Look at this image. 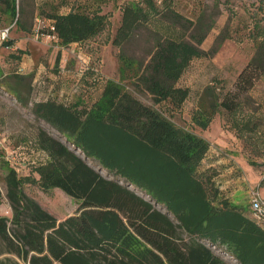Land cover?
I'll return each instance as SVG.
<instances>
[{"label": "trees", "instance_id": "16d2710c", "mask_svg": "<svg viewBox=\"0 0 264 264\" xmlns=\"http://www.w3.org/2000/svg\"><path fill=\"white\" fill-rule=\"evenodd\" d=\"M218 5L199 10L190 20L176 10L174 0L126 2L111 44L119 60L134 67L131 89L106 81L90 103L69 104L53 94L33 103L32 114L73 149L38 129L31 144L46 159L33 163L24 176L10 160L15 156L8 154L6 138L0 169L11 217L0 216V264H226L210 247L223 248L238 264H264V221L250 218L249 205L233 204L217 180L220 172L204 166L210 143L173 121L189 97V89L178 84L190 63L215 55L225 41L241 35L228 24L209 51L201 49L220 15ZM252 6L239 42L250 41L253 54L233 91L223 93L216 85L204 89L194 123L206 129L217 110L224 111L243 142L248 164L256 166L253 158L264 157V116L243 109L247 94L264 76V9L261 1ZM0 15L17 32L32 35L36 2L0 0ZM232 17L229 11V22ZM46 19L47 35L62 48L89 42L109 26L99 9L53 12ZM139 37L147 45L145 59L135 60L125 47ZM7 38L0 40L4 48L15 42ZM21 52L9 56L18 60ZM32 77L0 73V87L26 106ZM140 94H147L151 104L142 102ZM87 162L126 185L103 177ZM25 186L43 193L60 190L78 207L59 220L28 196Z\"/></svg>", "mask_w": 264, "mask_h": 264}, {"label": "rangeland", "instance_id": "374dc122", "mask_svg": "<svg viewBox=\"0 0 264 264\" xmlns=\"http://www.w3.org/2000/svg\"><path fill=\"white\" fill-rule=\"evenodd\" d=\"M128 1L130 0H35L38 16L32 35L17 32L15 26L7 25L0 15V31L9 29L7 39L20 40L18 42L24 48L21 53L16 54L19 57L18 60H13L6 53H0V73L32 74L33 76L30 83L32 92L26 106H22L14 96L0 87V129L9 141V151L15 148L13 154L15 157L10 160L20 168L19 175H28L36 164L43 163L46 159L45 155L36 151L31 144L38 129L44 130L68 148L73 149L55 128L32 114L34 102L43 101L48 94H53L61 95V98L67 99L69 104L90 103L97 97L98 89L106 81H115L131 89V74L134 67L121 62L119 50L111 44V39L119 26L120 8ZM260 1L264 9V0H174L176 10L190 20L195 19L199 10L204 8L208 10L213 5L219 4L220 15L201 45L203 51L207 52L211 49L216 37L228 24L233 34H241L234 36L233 40L225 41L215 55L194 59L190 63L178 84L189 89V97L180 111L173 115V121L210 143L215 154L209 160L217 162L214 164V169L220 172L217 180L220 181L221 186L224 183L225 189L230 192L238 189L239 192L234 194L233 199L245 206H248L247 202L252 191H257L264 201V157L253 158L256 166L248 164L247 153L243 142L236 137L232 119L221 109L217 110L206 129L196 125L194 119L202 110V94L207 86L216 85L223 93L233 91L237 75L253 54L252 43L246 39L239 42V39L243 37L249 25V13L255 10L251 5H258ZM71 9L78 12L99 9L101 14L108 16L109 26L95 39L82 45L71 44L67 47H59L56 41L46 33L50 23L46 15L53 12L62 14ZM229 11L233 13L230 22ZM145 47H147L146 43L142 37H139L125 47V53L135 60L145 59ZM22 54L26 55L23 59L27 67L19 71L18 62ZM57 55H59V61H56ZM91 68L100 84L93 81V75L90 74ZM50 87L53 88L48 92ZM25 94L26 89H23V95ZM136 96L142 102L151 104V98L147 94ZM247 97L248 104L243 109L244 113L255 110L257 116H264V76L247 94ZM205 100L206 104L210 101L207 97ZM2 161L0 157V166ZM87 163L99 171L103 177L126 185L124 181L101 170L95 163ZM129 189L144 197L143 193L137 192L133 187ZM24 191L59 220L73 215L78 207L77 201L60 190H57L60 193H43L35 186H25ZM5 194L0 169V216L11 217V209ZM156 208L164 212L161 206ZM247 214L253 217L249 208H247ZM210 248L226 264H238L224 252L223 248Z\"/></svg>", "mask_w": 264, "mask_h": 264}, {"label": "built area", "instance_id": "2783aa9c", "mask_svg": "<svg viewBox=\"0 0 264 264\" xmlns=\"http://www.w3.org/2000/svg\"><path fill=\"white\" fill-rule=\"evenodd\" d=\"M9 29H4L0 31V40H4L8 37ZM52 39H54L52 37ZM6 137L0 129V148H5ZM8 154L14 156V151H9ZM13 159V158H10ZM252 216L258 221H264V201L260 198L257 191H252L249 196L248 202Z\"/></svg>", "mask_w": 264, "mask_h": 264}, {"label": "crops", "instance_id": "0c3cea01", "mask_svg": "<svg viewBox=\"0 0 264 264\" xmlns=\"http://www.w3.org/2000/svg\"><path fill=\"white\" fill-rule=\"evenodd\" d=\"M64 14H66V13H64ZM18 41H20V40H17V41H15L14 42V45H12L10 48H4V47H2L1 46V41H0V53H2V54H15L16 53V51H23L24 50V48L19 44V42ZM26 55L25 54H22V58L20 59V62H18V65H19V71L21 70V69H25V67H27V64L24 62V59H23V57H25ZM17 63V62H16ZM56 84V83H55ZM51 88H53V87H50L49 89H48V92L50 91V90H52ZM59 97H61V95H59ZM213 154H215V151H213L212 150V147H210V150H209V152H208V154H207V156H206V159L204 160V162H203V164H204V166L206 167V168H208V167H214V164L215 163H217L215 160L214 161H210L209 160V158L211 157V156H214ZM220 177V176H219ZM226 187L224 186V183H223V185L221 186V189H223V190H226L225 189ZM228 191V190H227ZM239 192V190L238 189H236V190H233V191H228V193H229V198H230V200L232 201V203L233 204H235V205H239V206H245V205H243L242 203H240L239 201H234V199H233V197H234V194H236V193H238ZM248 203V202H247ZM250 218H251V216H250Z\"/></svg>", "mask_w": 264, "mask_h": 264}]
</instances>
